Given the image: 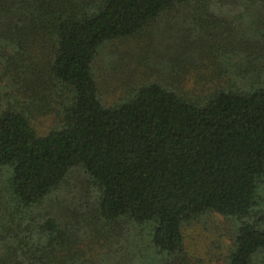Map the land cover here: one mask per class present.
Listing matches in <instances>:
<instances>
[{
	"label": "trees",
	"instance_id": "obj_1",
	"mask_svg": "<svg viewBox=\"0 0 264 264\" xmlns=\"http://www.w3.org/2000/svg\"><path fill=\"white\" fill-rule=\"evenodd\" d=\"M107 45L150 72L113 99ZM211 216L264 264V0H0V264H205Z\"/></svg>",
	"mask_w": 264,
	"mask_h": 264
},
{
	"label": "rangeland",
	"instance_id": "obj_2",
	"mask_svg": "<svg viewBox=\"0 0 264 264\" xmlns=\"http://www.w3.org/2000/svg\"><path fill=\"white\" fill-rule=\"evenodd\" d=\"M171 44V40L161 39L157 49L170 50ZM173 46L174 44L172 48ZM128 47L123 51V47L114 48L107 45L97 53L95 73L97 72L101 90L108 99H113L119 94L120 84L126 81L127 75L134 81H141L142 74L148 76L150 73L140 61L142 59L138 58L137 48L133 49L132 45V48ZM53 123V117H43L34 120L33 125L40 134H45ZM201 223L199 227L191 226V229L185 231V250L190 255L188 258L204 261L205 264H222L221 258L235 228L232 223H227L220 217L202 218Z\"/></svg>",
	"mask_w": 264,
	"mask_h": 264
}]
</instances>
